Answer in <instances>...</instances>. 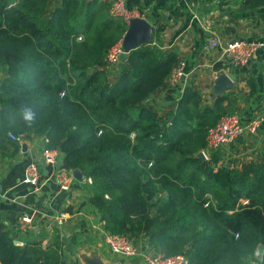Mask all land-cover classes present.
<instances>
[{
  "label": "trees",
  "instance_id": "16d2710c",
  "mask_svg": "<svg viewBox=\"0 0 264 264\" xmlns=\"http://www.w3.org/2000/svg\"><path fill=\"white\" fill-rule=\"evenodd\" d=\"M138 5L126 1L128 10ZM109 8L99 0H0V144L12 141L8 133L44 134L46 148L64 154L61 168L89 181L90 204L110 234L143 237L153 253L184 254L188 264H246L261 247L264 264V150L239 168L218 165L215 153L199 159L208 130L235 112L223 97L204 106L189 84L160 113L155 96L178 59L155 44L109 71L107 51L127 28ZM24 106L35 112L30 126ZM0 264L68 263L59 243L18 245L0 222Z\"/></svg>",
  "mask_w": 264,
  "mask_h": 264
},
{
  "label": "crops",
  "instance_id": "0c3cea01",
  "mask_svg": "<svg viewBox=\"0 0 264 264\" xmlns=\"http://www.w3.org/2000/svg\"><path fill=\"white\" fill-rule=\"evenodd\" d=\"M132 10L155 31L162 28L152 44L176 55L175 69L183 64L184 75L178 82L168 81L166 88L155 96L160 113L177 103L189 84L197 87L204 106L213 107L215 99L223 97L222 106L238 113L242 121L264 110V47L247 65L239 67H232L222 54L223 47L237 40L264 43V0L252 6L246 0H139L138 7ZM210 32L218 35L220 45L216 48L207 44ZM5 74L6 68L0 66V84ZM220 74L232 81L233 89L216 97L211 94V88ZM46 142L44 134L28 132L20 143L0 144V222L14 243L22 245L25 241L38 240L43 247L59 243L68 264H145L140 258L111 252L104 242L99 215L90 204L89 181L79 169L61 168L64 154L55 150L57 167L72 177L70 189L59 190L54 180L56 167L42 159L49 150ZM263 150L264 125L256 134H245L212 153L217 156L218 165L239 168L259 160ZM30 162L36 163L40 173L38 190L23 183L24 170ZM61 212L68 215V220L59 227L55 218ZM23 214L34 215L31 230L21 231L17 227ZM137 244L150 250L143 237L137 239ZM258 248L261 252V247ZM260 258L254 257L246 264H258Z\"/></svg>",
  "mask_w": 264,
  "mask_h": 264
},
{
  "label": "built area",
  "instance_id": "2783aa9c",
  "mask_svg": "<svg viewBox=\"0 0 264 264\" xmlns=\"http://www.w3.org/2000/svg\"><path fill=\"white\" fill-rule=\"evenodd\" d=\"M109 15L113 18L122 19L127 25L133 18H139L137 13L126 8L125 0H113L110 3ZM208 31V30H207ZM207 44L211 48H216L220 45L218 35L212 32L208 33ZM78 40H81L79 37ZM153 45V44H151ZM264 47V43L258 41L237 40L222 48V54L225 60L232 67H239L247 65L254 59L256 52ZM123 54V47L121 40L110 47L107 52L106 61L107 69L111 71L112 67L119 64ZM109 66V67H108ZM184 75L183 64L179 65L172 71L169 79L170 83H176ZM264 125V110L255 114L247 121H242L238 113H232L222 116L219 121L210 128L206 137V148L202 151L204 158L207 160L208 155L212 152L218 151L228 145L234 143L238 138L245 134H256ZM25 137V134L16 135L8 133V138L16 143H20ZM133 135L131 136V138ZM55 150H47L43 153L42 159L46 164L56 167L54 172V180L60 191L65 192L70 189L72 177L65 171L57 167ZM40 173L36 163L30 162L26 165L24 170L23 183L38 190ZM242 204H247V201H241ZM34 215L23 214L17 221V227L21 231L31 230L33 225ZM68 215L66 213H59L55 218V222L59 227L66 224ZM104 242L108 245L111 252L121 254L126 258H140L145 264H188L187 257L184 254H179L171 257H163L153 253L151 250L141 249L137 243L128 239V237L117 234H110L103 229ZM46 244L43 242V245Z\"/></svg>",
  "mask_w": 264,
  "mask_h": 264
},
{
  "label": "water",
  "instance_id": "95a60500",
  "mask_svg": "<svg viewBox=\"0 0 264 264\" xmlns=\"http://www.w3.org/2000/svg\"><path fill=\"white\" fill-rule=\"evenodd\" d=\"M154 32V27L146 20L140 18L131 19L121 39V44L123 47L122 58L126 59L128 54L133 50H136L142 46L151 45L154 39ZM232 89V81L225 74H220L214 81V84L211 88V94L217 97ZM197 157L203 161L206 160L202 152L199 153ZM59 165H61V162ZM260 256L261 252L258 248L255 250L254 257L258 259Z\"/></svg>",
  "mask_w": 264,
  "mask_h": 264
},
{
  "label": "clouds",
  "instance_id": "9594fccd",
  "mask_svg": "<svg viewBox=\"0 0 264 264\" xmlns=\"http://www.w3.org/2000/svg\"><path fill=\"white\" fill-rule=\"evenodd\" d=\"M21 114L23 121L27 125H32L35 121V112L33 111L32 107L24 106L21 108Z\"/></svg>",
  "mask_w": 264,
  "mask_h": 264
},
{
  "label": "rangeland",
  "instance_id": "374dc122",
  "mask_svg": "<svg viewBox=\"0 0 264 264\" xmlns=\"http://www.w3.org/2000/svg\"><path fill=\"white\" fill-rule=\"evenodd\" d=\"M78 41H81V40H78ZM109 49H110V48H109ZM107 52H108V51H107ZM106 56H107V54H106ZM105 61H106V57H105ZM106 65H107V61H106ZM119 65H120V64H116L115 66H111V67H112L111 70H113L114 67L117 68ZM108 67H109V66H108ZM204 95H206V94H204Z\"/></svg>",
  "mask_w": 264,
  "mask_h": 264
}]
</instances>
